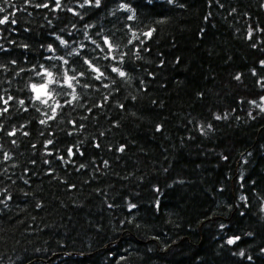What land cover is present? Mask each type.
Here are the masks:
<instances>
[{
    "label": "trees",
    "instance_id": "trees-1",
    "mask_svg": "<svg viewBox=\"0 0 264 264\" xmlns=\"http://www.w3.org/2000/svg\"><path fill=\"white\" fill-rule=\"evenodd\" d=\"M0 8V264H264V0Z\"/></svg>",
    "mask_w": 264,
    "mask_h": 264
},
{
    "label": "snow or ice",
    "instance_id": "snow-or-ice-1",
    "mask_svg": "<svg viewBox=\"0 0 264 264\" xmlns=\"http://www.w3.org/2000/svg\"><path fill=\"white\" fill-rule=\"evenodd\" d=\"M92 2V0H85V3H91ZM95 2H96V4L97 5H99V3H100V0H95ZM46 6V5H45ZM57 6L59 7V0H57ZM81 7H83V5H81ZM125 7H127V5H125ZM2 11H4V9L3 8H0V12H2ZM132 17H129V19H131ZM7 19H8V17L7 16H5L3 19H0V24H3V23H5L6 21H7ZM13 22H15V21H13ZM145 35H147V36H150L151 35V32H149V33H146ZM134 38H136L135 36H134ZM62 43H66L65 41H61ZM106 43H108L107 41H106ZM108 46H109V48H111L112 47V45L110 44V43H108ZM88 63H90V62H88ZM95 71H97V72H99V69H95ZM112 71H114V72H117L118 74H119V76H121V77H123V76H125L126 75V73L125 72H123V71H121L119 68H113L112 69ZM46 75L49 77V83H51V82H53L52 80H51V77H52V73H50V72H46ZM82 75V74H81ZM100 77L99 76H97V79H99ZM74 79V77H68L67 78V80H66V82L68 83V86L69 87H71L72 85H71V82H72V80ZM236 79H239V76H237L236 77ZM32 88H33V90L37 93V95H36V99H41V95L42 94H44V95H47V88H48V84L46 83V84H41V85H39V86H37V85H32ZM73 98H75V96L73 97ZM5 103H7V101H4ZM21 103H23V102H21ZM44 103H47V100H45L44 101ZM254 103V102H253ZM6 110V109H5ZM262 110H264V109H262ZM218 119H219V117H217ZM45 121H41V123H44ZM49 143H51V141H49ZM123 149H121V151H122ZM133 207H135V205H133ZM238 239V238H237ZM234 241L233 240H230L229 241V243H233Z\"/></svg>",
    "mask_w": 264,
    "mask_h": 264
},
{
    "label": "rangeland",
    "instance_id": "rangeland-1",
    "mask_svg": "<svg viewBox=\"0 0 264 264\" xmlns=\"http://www.w3.org/2000/svg\"><path fill=\"white\" fill-rule=\"evenodd\" d=\"M39 85H41V84H39ZM39 85H37V86H39ZM46 91H47V95H44V94L41 95V97H43L45 100L49 99L50 96H51L48 88H47ZM34 92H35V91H34ZM35 94L37 95L36 92H35Z\"/></svg>",
    "mask_w": 264,
    "mask_h": 264
}]
</instances>
